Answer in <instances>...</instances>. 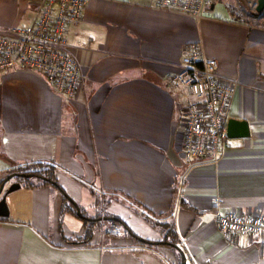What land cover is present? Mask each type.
Listing matches in <instances>:
<instances>
[{"label": "crops", "instance_id": "obj_1", "mask_svg": "<svg viewBox=\"0 0 264 264\" xmlns=\"http://www.w3.org/2000/svg\"><path fill=\"white\" fill-rule=\"evenodd\" d=\"M29 1L0 0V28L26 25ZM231 1L214 0L195 20L153 0H87L66 31L81 71L72 96L28 69L1 73L0 184L15 165L52 162L58 189L4 183L0 264H177L170 246L103 227L88 243L70 242L83 235L81 212L99 215L100 226V213L119 218L152 242L161 233L146 214L170 212L192 264H264V236L216 228L217 212L264 214V26L235 21ZM189 42L217 59L232 86L225 129L233 120L235 137L214 161L184 158L192 98L166 84ZM62 193L79 214L61 215Z\"/></svg>", "mask_w": 264, "mask_h": 264}, {"label": "built area", "instance_id": "obj_2", "mask_svg": "<svg viewBox=\"0 0 264 264\" xmlns=\"http://www.w3.org/2000/svg\"><path fill=\"white\" fill-rule=\"evenodd\" d=\"M87 0H32L29 22L24 26L0 28L1 73L20 67L39 73L53 89L67 97L80 85V67L67 49V26L77 24ZM214 0H153L158 8L198 19ZM255 12L257 1L244 0ZM167 86L183 89L192 98L185 105L182 152L187 160L208 157L216 160L228 140L225 113L232 86L218 73V61L207 55L199 42L182 48L178 70L167 79ZM219 232L232 236H264V214L234 211L215 214ZM109 233H121L114 224Z\"/></svg>", "mask_w": 264, "mask_h": 264}, {"label": "trees", "instance_id": "obj_3", "mask_svg": "<svg viewBox=\"0 0 264 264\" xmlns=\"http://www.w3.org/2000/svg\"><path fill=\"white\" fill-rule=\"evenodd\" d=\"M227 9L229 13L234 17L235 21L244 22L248 24H252L255 26H264V8L259 13H253L249 11L244 3V0H234L231 1L227 5ZM55 170L56 165L52 162H35L31 164H24V165H15L12 167V173H18L17 175L13 176L14 180L19 183L22 187L27 188H34L40 187L44 185H49L58 189V184L55 179ZM8 171V173H10ZM21 173L27 174L22 176ZM32 174V175H29ZM63 194V193H62ZM184 204V203H183ZM70 211L72 213H76L75 208L72 206L71 202L67 198L66 195L63 194V205L61 208V215L64 211ZM82 214L83 222H84V232L81 237L72 239L70 242L73 243H88L91 239L93 232L98 229L102 224L99 219V215L97 217L86 219ZM100 215L105 217L104 221H107L109 229L112 225L117 224L121 228V233L125 235H131L137 241L144 242L150 246H156L157 244H166L171 247L174 253L177 255V264H182V261L185 264H192L190 255L186 251L184 245L181 243V240L177 234L176 227L174 220L171 216V213H165L160 215H147V218H150V222L153 227L157 228L161 233V239L156 242L148 241V240H141L126 224L119 218L110 217L109 215H105L100 213ZM2 219V218H0ZM120 233V234H121ZM110 236H116L113 233H109ZM184 259H182V256Z\"/></svg>", "mask_w": 264, "mask_h": 264}, {"label": "water", "instance_id": "obj_4", "mask_svg": "<svg viewBox=\"0 0 264 264\" xmlns=\"http://www.w3.org/2000/svg\"><path fill=\"white\" fill-rule=\"evenodd\" d=\"M257 1V6H256V11H255V13H259V12H261L262 10H263V8H264V0H256ZM241 126H244V124L242 125L241 124ZM234 122H233V120H230L229 122H227V128H226V135H227V137H230V138H232V137H235V135H233V133L231 132L232 130H234ZM243 134V133H242ZM18 173H11L10 175H8L4 180H3V182L0 184V194H1V191H2V189H3V186H4V183L9 179V178H11L12 176H15V175H17ZM21 175L22 176H25V175H27V174H24V173H21ZM29 175H32V174H29ZM19 186H20V184L19 183H13V184H11L10 185V187H9V189H8V191H12V190H15V189H17V188H19ZM70 202H71V200H69ZM74 206H75V208H76V211H77V213L79 214V208L77 207V205L76 204H74ZM8 215V211H7V206H6V203H5V198H4V196H1L0 197V217H5V216H7ZM182 256V259H184V257H183V255H181ZM182 264H185V262L184 261H182Z\"/></svg>", "mask_w": 264, "mask_h": 264}, {"label": "rangeland", "instance_id": "obj_5", "mask_svg": "<svg viewBox=\"0 0 264 264\" xmlns=\"http://www.w3.org/2000/svg\"><path fill=\"white\" fill-rule=\"evenodd\" d=\"M30 1H32V0H30ZM29 1V2H30ZM29 2H28V4H29ZM27 4V7H26V10L27 11H29V5ZM30 13V12H29ZM7 177V176H6ZM6 177H4V179L6 178ZM3 179V180H4ZM13 183H15V182H13ZM13 183H11V184H13ZM10 184V185H11ZM10 185L8 186V187H6V191H8V189H9V187H10ZM103 203H104V201H103ZM104 209H107V206H105V204H104ZM100 210H101V208H100ZM87 211H88V213L90 214V212H91V214L90 215H92L93 213H92V211H94V209L92 208V207H89L88 209H87ZM101 212V211H100ZM94 215V214H93ZM103 229L105 230V229H107L108 228V223H107V221H104V223H103ZM122 231V230H121ZM139 232V231H138Z\"/></svg>", "mask_w": 264, "mask_h": 264}]
</instances>
